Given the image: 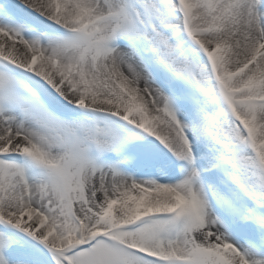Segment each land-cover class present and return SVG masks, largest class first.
<instances>
[{
  "label": "snow or ice",
  "instance_id": "6c2138e0",
  "mask_svg": "<svg viewBox=\"0 0 264 264\" xmlns=\"http://www.w3.org/2000/svg\"><path fill=\"white\" fill-rule=\"evenodd\" d=\"M0 264H264V0H0Z\"/></svg>",
  "mask_w": 264,
  "mask_h": 264
}]
</instances>
